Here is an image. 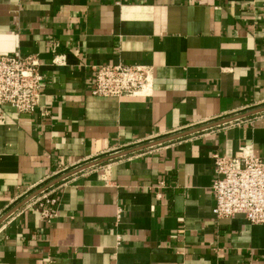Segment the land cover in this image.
Returning a JSON list of instances; mask_svg holds the SVG:
<instances>
[{
  "label": "crops",
  "instance_id": "1",
  "mask_svg": "<svg viewBox=\"0 0 264 264\" xmlns=\"http://www.w3.org/2000/svg\"><path fill=\"white\" fill-rule=\"evenodd\" d=\"M14 53L44 81L33 114L0 107V264H264V225L210 191L214 154L264 158V0H0ZM118 63L149 96L91 94ZM63 183L49 223L24 209Z\"/></svg>",
  "mask_w": 264,
  "mask_h": 264
},
{
  "label": "built area",
  "instance_id": "2",
  "mask_svg": "<svg viewBox=\"0 0 264 264\" xmlns=\"http://www.w3.org/2000/svg\"><path fill=\"white\" fill-rule=\"evenodd\" d=\"M55 56L54 64H63ZM91 94L97 97H147L152 89V68L142 65L95 64L91 66ZM44 77L36 54L0 55V107L10 106L17 114L31 115L40 103ZM214 179L210 191L215 219L243 216L252 225H264V158L241 149L237 157L214 154ZM64 172L60 169L57 173ZM49 187L33 197L24 209L44 223L57 216L58 188Z\"/></svg>",
  "mask_w": 264,
  "mask_h": 264
}]
</instances>
